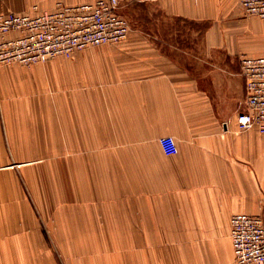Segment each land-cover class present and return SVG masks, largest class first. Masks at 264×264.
Listing matches in <instances>:
<instances>
[{
    "label": "crops",
    "instance_id": "0c3cea01",
    "mask_svg": "<svg viewBox=\"0 0 264 264\" xmlns=\"http://www.w3.org/2000/svg\"><path fill=\"white\" fill-rule=\"evenodd\" d=\"M92 1L0 0V10ZM241 1L120 0L139 5V28L124 41L89 46L81 73L88 100L103 99L114 131L139 141V228L151 229L150 264H238L231 217H264V133L241 130L237 121L248 108L242 57L264 52V19L247 14ZM17 69L0 64L3 99ZM3 113L9 116L7 105ZM166 136L176 154L164 151ZM30 243L0 233V264H33ZM106 257L108 264H148L139 252Z\"/></svg>",
    "mask_w": 264,
    "mask_h": 264
},
{
    "label": "rangeland",
    "instance_id": "374dc122",
    "mask_svg": "<svg viewBox=\"0 0 264 264\" xmlns=\"http://www.w3.org/2000/svg\"><path fill=\"white\" fill-rule=\"evenodd\" d=\"M119 11L139 28L138 4L120 2ZM91 48L32 63L0 60L23 68L0 96V233L29 238L33 264H108L110 253L136 252L150 264L151 229L139 228V141L114 131L103 99L88 100L81 73Z\"/></svg>",
    "mask_w": 264,
    "mask_h": 264
},
{
    "label": "built area",
    "instance_id": "2783aa9c",
    "mask_svg": "<svg viewBox=\"0 0 264 264\" xmlns=\"http://www.w3.org/2000/svg\"><path fill=\"white\" fill-rule=\"evenodd\" d=\"M249 15L264 19V0H242ZM120 0L65 4L50 10L35 5L21 14H0V60L32 63L75 50L127 39L131 26L119 11ZM247 110L238 114V127H258L264 133V52L242 57ZM164 151L176 154L172 136L161 138ZM231 239L238 264H264V217L239 212L231 217Z\"/></svg>",
    "mask_w": 264,
    "mask_h": 264
},
{
    "label": "bare ground",
    "instance_id": "6f19581e",
    "mask_svg": "<svg viewBox=\"0 0 264 264\" xmlns=\"http://www.w3.org/2000/svg\"><path fill=\"white\" fill-rule=\"evenodd\" d=\"M39 183V182H38ZM45 210V209H44ZM31 218V217H30ZM31 220V219H30ZM32 221V220H31ZM21 222V221H20ZM26 224V223H25ZM22 225V224H21ZM33 225V224H32ZM27 228V227H26Z\"/></svg>",
    "mask_w": 264,
    "mask_h": 264
}]
</instances>
